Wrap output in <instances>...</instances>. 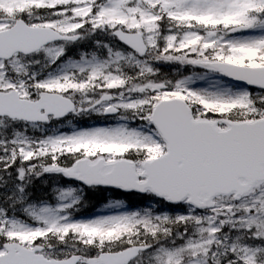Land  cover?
<instances>
[{"label":"snow or ice","instance_id":"6c2138e0","mask_svg":"<svg viewBox=\"0 0 264 264\" xmlns=\"http://www.w3.org/2000/svg\"><path fill=\"white\" fill-rule=\"evenodd\" d=\"M0 264H264V0H0Z\"/></svg>","mask_w":264,"mask_h":264},{"label":"trees","instance_id":"16d2710c","mask_svg":"<svg viewBox=\"0 0 264 264\" xmlns=\"http://www.w3.org/2000/svg\"><path fill=\"white\" fill-rule=\"evenodd\" d=\"M106 195H108L105 191L103 190H90L86 194L85 198V209L86 211H92L99 207L102 203H104L106 199ZM111 198H128L127 196H123L119 193H112Z\"/></svg>","mask_w":264,"mask_h":264},{"label":"rangeland","instance_id":"374dc122","mask_svg":"<svg viewBox=\"0 0 264 264\" xmlns=\"http://www.w3.org/2000/svg\"><path fill=\"white\" fill-rule=\"evenodd\" d=\"M162 68H163L162 71L165 72V73H171V71H172V68L170 66H167V65L162 66ZM36 196H39V193ZM99 210L102 211L103 210V207H101ZM95 214H97V211L94 212V213H92V215H95Z\"/></svg>","mask_w":264,"mask_h":264}]
</instances>
